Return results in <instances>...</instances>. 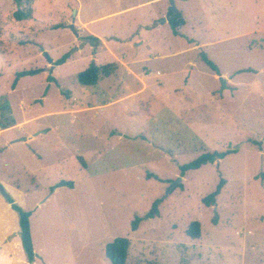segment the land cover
I'll return each instance as SVG.
<instances>
[{"label":"rangeland","instance_id":"obj_1","mask_svg":"<svg viewBox=\"0 0 264 264\" xmlns=\"http://www.w3.org/2000/svg\"><path fill=\"white\" fill-rule=\"evenodd\" d=\"M147 1L0 0V107L7 103L11 117L22 123L3 131L6 111L0 108V183L4 187L7 178H14L30 194L25 209L33 216L37 264H106L105 246L117 238L130 241L127 264H264L260 0L244 11L241 5L240 10L227 9L224 0H213L216 12L205 15L208 3L194 5L195 16L206 18L201 25L188 23L178 37L169 26L153 32L142 28L146 42L137 48L130 40L112 38L108 45L117 48L116 54L127 53L137 62L146 59L152 83L170 82L159 92L150 89L118 105L76 111L128 94L121 88L130 80L115 69L96 86L79 84L77 75L93 64L117 63L109 50L87 40L82 23L93 20L90 29L104 36H132L166 6L160 1L140 5ZM19 9L30 11L32 19L15 20ZM165 18L168 22L169 15ZM200 41L205 47L188 49ZM45 53L54 62L66 54L69 59L56 66ZM173 53L180 56L170 58ZM203 55L219 74L200 60ZM137 62L135 68L142 66ZM30 70L41 71L20 78L13 89L16 75ZM222 73L232 83L223 85ZM167 92L172 93L168 101ZM188 98L195 103L188 105ZM137 100L146 108L129 106ZM179 100L186 107L183 112L174 107ZM235 147L238 153L181 177L180 166ZM150 172L161 180L148 179ZM221 179L226 186L217 205L206 207L203 199ZM62 181L74 183V190L55 193ZM157 200L160 216L145 219L132 231L135 218L147 215ZM196 221L202 237L191 242L186 230Z\"/></svg>","mask_w":264,"mask_h":264},{"label":"crops","instance_id":"obj_2","mask_svg":"<svg viewBox=\"0 0 264 264\" xmlns=\"http://www.w3.org/2000/svg\"><path fill=\"white\" fill-rule=\"evenodd\" d=\"M156 1H160L162 3L164 2L166 4V6H164L161 9L160 14H159V18L154 19L152 21V23L140 25V29L137 32H135V34H133L132 36H128L126 38H121V37H117V36L108 37V36H104V35L96 33L93 29H90V23H92L93 20H91L89 22L82 23V26L84 28L83 30L86 31L85 33H87L88 36H93V37L97 38L99 40V44L101 45V47H103L106 51L109 50V53L111 55L115 56L114 58H115L117 63H114V65L116 66V70H118V71L121 70V74H123L125 77H127L130 80L123 82L122 88H121V90H125V92L129 91L128 94L121 95L118 98H114L111 100V102H109L106 105H98L97 104L96 107H86V108L78 109L76 111L90 110L92 108H103L106 106H110L112 104L118 105V104L124 103L129 98L132 99V96H135V95L143 93V92H148V91H150V89H152V90L155 89L156 92H159V90L161 88H165V86H168V84L170 82L169 79H167L166 82L158 81L156 83H152L153 80L150 78V76L148 74V67L144 64L146 59H144L145 61L139 60V62H137L138 60L131 59L129 54L127 55V53H121L120 55L116 54L115 49H117V48L114 49V48L109 47V45H108L109 40H111L112 38H116L118 41H122V43L130 40V42H129L130 46L137 48L138 46H140L146 42L145 38L142 37V32H140V30L142 28L144 30H150L152 32L154 30H157V29H163V28L167 29L168 26L171 29L170 24H169V20L172 17L171 12H170V7H171L170 6V0H150V1H147V2L142 3L140 5L146 6V5H149V4L156 2ZM260 1H261L260 6H263L264 0H260ZM223 2H224L223 6H226L227 9L228 8L235 9V7H237L238 10H240V5H241L242 11L246 10L247 8L253 7V4L257 5V3L254 2V0L253 1L246 0L245 2H242L240 0H238L237 2H235V1H229L228 2V1L224 0ZM204 4H207L206 9L203 13L204 15L216 12L215 4H214L213 0H175V5L177 7V13H180V15L184 21V24H183V26L180 27V29L182 27L187 26L188 23H190V22L195 21V23H199L201 25L202 21L206 20L205 17L195 16V14L192 12V6H194V5L202 6ZM79 14H80V11H78L76 13L77 17L80 20ZM166 14L169 15L168 22L165 21L166 20V18H165ZM161 21H162V23H161ZM74 25H76V24H74ZM171 32H172V29H171ZM180 33H181V31H180ZM255 33H258V32H255ZM172 34H173V32H172ZM262 34H264V33H262ZM135 35H138L139 39L134 40ZM173 36H175V35L173 34ZM178 36H175V37H178ZM186 36H188V35H186ZM78 37H80V36L78 35ZM192 38H194V37H192ZM197 47L203 48V47H205V43L201 44V41H200L198 46L192 45V47H190L188 49L189 50H192V49L196 50L195 48H197ZM131 50H133V49H131ZM131 50H130V52H131ZM118 51H119V49H118ZM184 51L185 50H182L180 52L183 53ZM171 55L172 56L170 58L180 56V55L177 56L178 53H173ZM200 60L202 62H204L201 57H200ZM192 61L193 60H189L187 63L191 64V63H193ZM136 62L141 64L142 66H140L139 68H135L134 65L136 64ZM220 76L225 78L227 83H229V84L232 83V80L228 74L222 73V74H220ZM214 78L218 79L219 77L216 75V76H214ZM187 83H188V79L186 80V84ZM154 86H156V87H154ZM260 86H261V83L259 81H256L255 87L260 88ZM115 90L116 89H113V88L109 89L110 92H113ZM155 94L157 95L159 93H155ZM94 95L96 97L97 94L94 93ZM167 96H168L167 101L172 99V93L167 92ZM115 97H116V95H115ZM152 98L153 99L151 100V102L155 103L156 102L155 97L153 96ZM158 100H159V98H158ZM186 101H187L188 105H190V103H195V102H193V100H191L189 98ZM129 106H134L137 109L138 108H140V109L146 108L145 103L142 102L141 100H137L136 103L132 102L131 105H129ZM147 107H149V106H147ZM168 107H172V106H168ZM174 107H175V109H180L179 112H183L186 110V107L184 106L182 100H179L178 102H176ZM12 115H13V112H12ZM14 120H15V118H14ZM15 122H16V125L11 127V128L17 127V125H19V126L22 125V123L18 124L16 120H15ZM11 128L2 129V127H1V129L3 131H7ZM29 138L34 140L35 137L30 136ZM30 139H28V140H30ZM7 179L12 180L11 178H7ZM10 180H9V182H4V184H3L6 191L10 194V196L15 200V202L20 207H22L25 211H28L25 209V207L27 204V200L30 196L29 192H25L20 186H18L17 183H15L14 178L12 181H10ZM65 182H67V181H65ZM64 188H68V187H58L55 190V193L58 192L60 189H64ZM74 188H75V186L73 188H69V189L74 190ZM48 198H49V196L47 197V199ZM38 204L41 205L44 203L38 202ZM32 217L33 216L31 213L30 223H31L32 240H33V245H34V251L37 252V248H36V244H35L36 235L34 233V228H33V224H32ZM20 231H21V228H20L19 214L17 211H15L12 208V205L6 201V199L4 198V195L0 191V264H29L26 253H25L23 245H22V239L20 236ZM186 235H187V233H186ZM201 235H202V231H201ZM187 237H189V236L187 235ZM201 237L199 239H196L195 241H197V240L200 241ZM189 238H190V241L194 240L191 237H189ZM174 244L182 247L181 245H179L177 243H174ZM191 244H193V243H189V245H191ZM104 255H105V251H104ZM128 256H129V254H128ZM105 260H106V258H105ZM33 264H37V260H35V262ZM106 264H109L107 260H106Z\"/></svg>","mask_w":264,"mask_h":264},{"label":"trees","instance_id":"obj_3","mask_svg":"<svg viewBox=\"0 0 264 264\" xmlns=\"http://www.w3.org/2000/svg\"><path fill=\"white\" fill-rule=\"evenodd\" d=\"M20 1L21 0H16L18 4ZM13 18L17 21L30 20L32 19V14L30 11L26 12V11L19 9L18 11H15L13 13ZM169 24H170L173 34L175 36L180 35L179 29L184 24V21L180 13H177L175 17H171L169 20ZM87 40L91 42L93 45L96 43H99V40L93 36H88ZM45 55L47 56V60L49 64L56 65V66L66 63L67 60L69 59V55L66 54L62 58L54 62L50 58L48 53H45ZM202 60L213 71L219 74V70L217 69V67L208 59V57H206V55L202 56ZM115 69H116V66L114 64H108L102 67L97 66L96 64H93L84 72L79 73L77 75V79H78L79 84L84 87L96 86L102 77H109L115 71ZM40 71L41 70H30V71H22L18 73L12 85L13 89H16L20 78L30 76V75H35L39 73ZM49 81L51 82V79H49ZM0 108L6 111L4 112L6 114H3L4 122H2L1 124L2 129H8V128L15 126L16 122L14 118L11 117L10 115L11 113L10 106L7 105L6 103L4 106ZM251 142L261 147V144L256 141H251ZM238 151H239V147H235L233 149H227L224 152L205 153L199 156L198 158H196L195 160H193L192 162L180 166V175L181 177H185L186 173L189 171H196L205 165L215 164L216 162L223 160L230 154L238 153ZM147 177L148 179L155 178L157 180H161L158 175L153 174L151 172L147 174ZM225 186H226V180L221 179L215 191L203 199L202 201L203 204L206 207L216 206L217 198L221 195ZM58 187L73 188L74 183L62 181L55 188H58ZM4 198L9 204L12 205V208L15 211H17L19 214L20 228H21L20 236L22 239V245L26 253L29 264H33L36 260V254L34 251V245H33V240H32V233H31V223H30L31 212L25 211L22 207H20L9 194H4ZM160 204H161V200H157L153 204L152 209L147 215H145L144 217L137 216L131 225L132 231H137L141 223L145 219L159 217L160 216V211H159ZM201 231H202L201 223L196 221V222H192L189 225L186 233L189 237L196 240L201 237ZM129 249H130V241L127 238H117L105 246V258L109 264H127Z\"/></svg>","mask_w":264,"mask_h":264},{"label":"water","instance_id":"obj_4","mask_svg":"<svg viewBox=\"0 0 264 264\" xmlns=\"http://www.w3.org/2000/svg\"><path fill=\"white\" fill-rule=\"evenodd\" d=\"M170 6H171L170 7L171 15H172V17H175L176 14H177V8H176V5H175V0H170ZM68 28L71 29V31H73L75 33V35L78 37V34H77L76 30H75L74 25H69ZM221 81H222L223 85H226V80H224L222 78ZM182 179L183 178H180L179 181H177L176 183H174L173 186H172V189H174L176 186H178L181 183ZM0 191H1V193L3 195L6 194L5 189L1 185V183H0Z\"/></svg>","mask_w":264,"mask_h":264}]
</instances>
